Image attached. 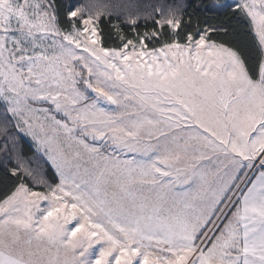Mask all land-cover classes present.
Wrapping results in <instances>:
<instances>
[{"label":"snow or ice","instance_id":"6c2138e0","mask_svg":"<svg viewBox=\"0 0 264 264\" xmlns=\"http://www.w3.org/2000/svg\"><path fill=\"white\" fill-rule=\"evenodd\" d=\"M0 138V264H264V0H0Z\"/></svg>","mask_w":264,"mask_h":264},{"label":"trees","instance_id":"16d2710c","mask_svg":"<svg viewBox=\"0 0 264 264\" xmlns=\"http://www.w3.org/2000/svg\"><path fill=\"white\" fill-rule=\"evenodd\" d=\"M88 2V0H81V3H86ZM102 2L108 3L110 2V0H102ZM169 2H175V0H169ZM187 2L189 3V11L192 10V0H187ZM195 2H199V0H195ZM203 2L205 4H209V3H214L215 0H203ZM205 16H211L212 13L211 12H205L204 13ZM218 19H222V17L219 16V14H217ZM204 17L202 16L201 19H203ZM216 21H209V23H214ZM233 25L234 27L238 30V31H242L244 33V35L241 36L242 39H250V37L247 35V33L250 31L249 28V21L245 18V17H237L236 21H233ZM3 145V138H0V147H2ZM25 154L26 155H31V152L26 148L25 149Z\"/></svg>","mask_w":264,"mask_h":264},{"label":"rangeland","instance_id":"374dc122","mask_svg":"<svg viewBox=\"0 0 264 264\" xmlns=\"http://www.w3.org/2000/svg\"><path fill=\"white\" fill-rule=\"evenodd\" d=\"M215 2H216V0H215ZM228 2H230V0H228ZM87 3V2H86Z\"/></svg>","mask_w":264,"mask_h":264}]
</instances>
